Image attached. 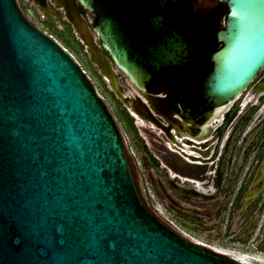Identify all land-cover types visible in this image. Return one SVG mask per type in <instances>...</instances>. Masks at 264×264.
Returning a JSON list of instances; mask_svg holds the SVG:
<instances>
[{
  "label": "water",
  "instance_id": "95a60500",
  "mask_svg": "<svg viewBox=\"0 0 264 264\" xmlns=\"http://www.w3.org/2000/svg\"><path fill=\"white\" fill-rule=\"evenodd\" d=\"M140 91L199 75L202 35L167 20L174 0H77ZM228 11L196 99L197 118L226 108L264 71V0H198ZM0 0V264H241L189 241L143 202L122 135L74 57ZM113 87L114 71L89 37Z\"/></svg>",
  "mask_w": 264,
  "mask_h": 264
},
{
  "label": "rangeland",
  "instance_id": "374dc122",
  "mask_svg": "<svg viewBox=\"0 0 264 264\" xmlns=\"http://www.w3.org/2000/svg\"><path fill=\"white\" fill-rule=\"evenodd\" d=\"M17 1L33 24L53 36L70 52L110 112L116 116L111 95L97 82L93 67L87 65L88 58L77 48L78 44H73L67 35H62L53 26L54 23L34 18V9L26 2ZM37 11L43 14L40 9ZM263 93V90L248 89L227 112L231 114L236 106H240V110L243 108L238 116L240 121L237 119L226 125L223 122L220 127L223 130L220 145L225 144V154L219 184L213 181V175L206 181L186 183L171 179L173 176L169 175L170 172L167 174L168 169L145 166L140 144L128 142L124 128L118 124L128 144L129 164L134 179L149 210L189 241L201 243L213 251L224 250L243 255L253 262L259 260V264H264ZM253 97L254 100H251ZM246 118L250 120L245 124ZM131 136L128 134L129 140ZM203 171L208 174L209 168Z\"/></svg>",
  "mask_w": 264,
  "mask_h": 264
},
{
  "label": "flooded vegetation",
  "instance_id": "af4514ba",
  "mask_svg": "<svg viewBox=\"0 0 264 264\" xmlns=\"http://www.w3.org/2000/svg\"><path fill=\"white\" fill-rule=\"evenodd\" d=\"M23 2H26L27 6L34 9L36 14L34 18L39 17L42 22L54 23L53 26L62 35H67V38H70L73 44H78L79 47L77 48L87 56V65L93 67L97 82L102 84L104 89L111 95L114 112L117 114L116 116L112 114L116 124H120L124 128L128 142L140 144L144 155L142 163L145 166L153 165L168 169L167 174L170 172L169 175L173 176L170 178L176 181L182 180L186 183H196L197 181H206L213 175V181L216 184L220 183V168L223 166L225 154V144L220 145L223 137V130H220V127L223 122L226 125L238 119L243 110V108L240 110V106H236L231 114L227 112L248 89L252 88L258 92L264 91V71L241 96L226 107L228 110L223 113L221 122L217 120L208 122L214 112L192 118L184 113L183 107L198 97L201 90L196 93L194 81L199 75L192 81L185 83L166 78L142 92L129 81L127 76L115 67L109 55L98 42L93 32L96 20L95 13L86 10L77 0H23ZM189 3L193 8L192 17L195 22V30L204 31L208 29L209 20H212L214 11L220 4L208 8L201 5L198 0H190ZM171 5L166 19L177 20L169 17ZM18 7L23 17L35 26L33 20L24 13L20 6ZM38 9L43 14H39ZM215 22L213 20V23ZM183 28L188 32L202 35L199 32ZM89 37L110 62L116 78L117 91L104 72L98 57L88 46ZM202 44L203 38L197 50L196 58ZM251 100H254V97ZM254 104H257V102ZM238 111L239 113L237 114ZM248 120L250 119L246 118L244 123L246 124ZM128 134L132 135L130 140ZM127 145L124 137V146L129 161ZM207 168H209V173L204 174L203 170Z\"/></svg>",
  "mask_w": 264,
  "mask_h": 264
},
{
  "label": "trees",
  "instance_id": "16d2710c",
  "mask_svg": "<svg viewBox=\"0 0 264 264\" xmlns=\"http://www.w3.org/2000/svg\"><path fill=\"white\" fill-rule=\"evenodd\" d=\"M189 2L190 0H174L169 17L176 18L186 29L199 32L203 35V44L196 58L199 76L195 78L194 87L197 93L201 90L205 77L212 69L211 54L220 48V44L215 42V34L223 28L222 20H224L228 9L225 5L220 4L215 9L212 20H209V28L204 31H198L194 28L193 8ZM213 20L216 22L213 23Z\"/></svg>",
  "mask_w": 264,
  "mask_h": 264
},
{
  "label": "bare ground",
  "instance_id": "6f19581e",
  "mask_svg": "<svg viewBox=\"0 0 264 264\" xmlns=\"http://www.w3.org/2000/svg\"><path fill=\"white\" fill-rule=\"evenodd\" d=\"M228 108H225V109H222V110H217L215 111L209 118V121L208 122H211L213 120H217L218 122H221V119L223 117V113L227 110ZM142 123V121H140ZM143 124V123H142ZM203 128V127H202ZM199 142V141H198ZM171 146V145H169ZM189 151V150H188ZM173 174V173H172ZM197 244H200V245H203L201 243H197ZM204 246V245H203ZM215 252H218V253H221L223 255H226L228 256L229 258H232L233 260L241 263V264H259L261 263L259 260H254L253 261H250L248 260L247 257L243 256V255H236V254H233L231 253L230 251L227 252V251H224L223 252H220V251H215Z\"/></svg>",
  "mask_w": 264,
  "mask_h": 264
}]
</instances>
